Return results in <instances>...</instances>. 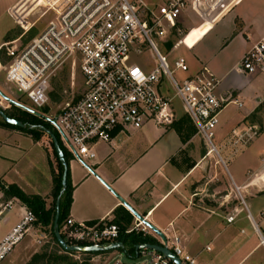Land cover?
<instances>
[{"label": "crops", "instance_id": "obj_1", "mask_svg": "<svg viewBox=\"0 0 264 264\" xmlns=\"http://www.w3.org/2000/svg\"><path fill=\"white\" fill-rule=\"evenodd\" d=\"M168 1L140 0L149 9ZM16 2L0 0L1 12L9 15ZM205 20L214 28L188 46L185 43L208 22L193 14L182 15L179 26L187 36L173 59H186L189 72L184 77L206 65L219 81L217 97L242 105L230 103L220 115L215 137L218 155H208L197 130L188 134L187 127L195 126L185 112L178 116L175 111L176 120L165 128L148 123L141 130L117 132L111 143L95 146L96 159L88 167L71 156L69 217L91 223L109 220L128 230L138 219L123 200L167 239L178 236L198 264H264V257L257 256L264 252L260 219L264 212V77L239 70L244 55L264 36V0H227L214 17ZM11 35L1 34L0 57L5 44L16 42ZM249 128L259 129V136L247 146H234L232 131ZM180 132L188 135L186 142ZM54 156L45 138L35 141L24 132L0 126V179L28 196H40L48 209L54 202L52 170L58 171ZM235 188L244 194L262 236L249 221L247 210L236 202ZM11 200L14 207L0 222V242L27 209L17 199L4 202ZM235 210V222L228 224ZM39 231L35 223L33 233ZM147 236L161 241L150 229ZM119 253L112 252L115 259ZM136 254L128 257L136 258Z\"/></svg>", "mask_w": 264, "mask_h": 264}, {"label": "built area", "instance_id": "obj_2", "mask_svg": "<svg viewBox=\"0 0 264 264\" xmlns=\"http://www.w3.org/2000/svg\"><path fill=\"white\" fill-rule=\"evenodd\" d=\"M226 2L169 0L149 9L140 0H17L9 10L14 23L26 34L39 23L44 28L23 49L9 48L17 41L2 47V51L7 49L9 62L3 64L0 60V76L13 88L12 94L16 93L18 100L24 102L20 104L41 114L50 105L52 81L57 72L68 62L74 73L79 68L84 86L82 96L63 103L55 117L42 115L56 122L54 130L59 142L82 164L95 160V146L111 143L117 132L141 130L148 123L162 128L171 126L176 120L174 98L181 101L208 153L218 155L215 137L220 115L230 103L242 105L217 97L219 81L206 65L195 75L184 77L189 72L186 59L178 57L169 61V55L161 54L157 41L171 45V57L183 46L186 35L179 26L182 15L209 19ZM147 51L154 61L151 67L134 60ZM239 70L248 76L264 77V36L244 55ZM164 80L169 83L173 97L164 94ZM0 99L2 105L5 100ZM258 136L257 128L235 129L231 140L234 146L244 147ZM235 193L247 210L249 221L262 236V228L250 213L244 194L238 188ZM13 201L0 204V222L13 209ZM236 214L235 210L227 218L228 224L235 222ZM260 219L264 222V212ZM36 222L35 214L26 209L20 222L0 242V263L25 237L34 234ZM147 230L138 221L125 234L147 235ZM60 232L70 246H109L119 242L121 235L120 227L109 220L78 222L71 217L63 223ZM45 239L40 234L38 244ZM160 240L159 244L182 264H198L183 249L178 236L166 242ZM261 244L264 245V236ZM137 260L131 264H174L162 253L150 249H140ZM113 264L124 263L114 259Z\"/></svg>", "mask_w": 264, "mask_h": 264}, {"label": "rangeland", "instance_id": "obj_3", "mask_svg": "<svg viewBox=\"0 0 264 264\" xmlns=\"http://www.w3.org/2000/svg\"><path fill=\"white\" fill-rule=\"evenodd\" d=\"M153 3H157L159 0H151ZM157 5V4H156ZM158 6V5H157ZM2 5H0V36L3 35L5 32H9L11 35V39L14 38L17 41L13 46H9V48H15V49H23L25 48L31 40H33L35 37H37L41 31L44 28V25L42 23L37 24L33 30H31L29 33H25L23 29H21L19 26H17L13 19L9 17L7 14H3L1 12ZM203 22H208V20H204ZM202 22V24H203ZM201 24V23H200ZM213 24L211 22H208V25L204 26L199 32L190 40L187 44L190 46L193 44L196 40H199L202 38L204 34H206L209 30L214 28L212 26ZM195 29V28H194ZM193 29V30H194ZM19 40V41H18ZM176 40V39H174ZM158 47L162 55H169V61L176 55L175 53L172 54L170 57V45H163L162 43L158 42ZM3 54L0 57V60L3 64H6L9 62L8 56H7V49H3ZM134 60L137 64L145 67H151L154 64L153 58L150 55V53L147 51L144 55L135 57ZM177 76H180V74L176 73ZM163 92L166 94L169 98L173 97V92L170 90L169 83L164 80L163 81ZM0 90L5 92L8 96H10L11 99L19 102L24 103L22 100H18V95L16 93H13V88L9 86L3 76H0ZM84 92V86H83V77L79 72V68H76L75 73L73 71L71 62H68L65 64L56 74V76L53 78L52 81V90L50 93V105L46 107L44 110L41 111V114L48 116V117H55L57 116L60 107L63 105V103L70 101V100H77L79 99ZM1 99H0V108L4 110L7 113H15L16 115H20L25 119V115H23V111H21L19 108L10 106L7 102H3L1 105ZM28 106H31L29 103L26 102ZM173 107L175 111L177 112L178 116H181L184 114L182 103L179 99L174 98L173 100ZM0 122H3L2 118L0 117ZM46 139L47 144L49 147L53 150L51 140L49 137L45 134L43 135L42 139ZM204 144V143H203ZM204 149L207 151V148L204 145ZM211 158H213L211 156ZM54 160L56 161V157L54 156ZM57 163V162H56ZM221 184V183H220ZM4 197L3 193L0 192V204L4 203ZM54 200V199H51ZM237 203H240L238 199H236ZM52 205V204H51ZM37 219V217H36ZM239 227L238 225H236ZM134 227V226H133ZM37 228L40 229L39 232L33 234L34 238L27 237L25 241L18 247L16 250L10 255V257L3 261L1 264H55L53 260H43L37 263H32V260L36 254H50V253H56V251L59 250L58 245L55 243V240L53 238L52 230L50 227L43 228L42 226H38ZM263 231V230H262ZM44 234L46 236L45 240H42V244H38L39 242V235ZM56 250V251H55ZM116 255L110 253L102 254L99 256H70V259L72 262H88L90 264H113L114 263V257ZM258 257H264V252L260 251L257 254ZM256 256V257H257ZM116 260H120L124 264H131L138 262L137 259L134 257L129 258L124 253L117 254Z\"/></svg>", "mask_w": 264, "mask_h": 264}, {"label": "trees", "instance_id": "obj_4", "mask_svg": "<svg viewBox=\"0 0 264 264\" xmlns=\"http://www.w3.org/2000/svg\"><path fill=\"white\" fill-rule=\"evenodd\" d=\"M186 36H187V34L185 35V37ZM170 47H171V45H170ZM5 113L9 117L21 121L26 126V128H18V127L9 125L4 121L0 122L1 127L19 130L21 132H24V133L32 136V138L35 141H39L42 139L43 135L46 134L45 132H43L40 129V127L43 126L47 129L53 130L54 133L56 134L58 140H59V136L57 135L56 131L54 130V127L50 123L45 122L43 119L38 118V117H36L30 113H27L25 111L22 112L23 115H25V119L23 117H21L20 115L19 116L16 115L15 113H13V114L7 113V112H5ZM186 131H188L189 135L196 133V129L191 127V126H188ZM180 136L182 137V140L184 142H186L188 135L184 136L180 132ZM51 144H52V142H51ZM60 145H61V143H60ZM52 147H53V144H52ZM61 147L64 150L66 160L69 163L71 156L67 153V151L63 148L62 145H61ZM53 152H54V155H55L56 160H57L58 171L56 172L55 170H52L53 177H54V183H55V190H54V202H53V205L51 208H49V209L47 208L46 202L40 196H28L18 186H16V185L7 186L6 184H4L2 182L1 179H0V192L3 193V197H4L3 200L4 201H8L10 199H17L27 209L31 210L35 214V216L37 217V222H36L37 225H40L43 228L50 227L52 230V234H53V238L55 240V243L59 247V244H58V242L54 236L53 224H54L55 214H56V211H55L56 200L59 197L60 192L62 191V188H63L62 187V178H63L64 168L57 159V155L54 151V147H53ZM72 201H73V188H72L71 181H70V171H69L68 189L66 190L64 195H62V198H61V214H60V219H59L60 231H61V227H62L63 223L69 218V212L71 209ZM118 226L120 227V230H121V235H120L119 240H121V242L124 244V246L126 248L128 247L127 251H126L128 256L133 255V253L136 251V246H138V245L147 244V243L158 244L157 241H155L151 237L144 235L142 233L125 234L126 230L122 229L120 225H118ZM62 237L65 239V237L63 235H62ZM128 238H130V239H129L128 246H126L125 243H126V240ZM106 253H109V252H101V253H95V254H74V253L67 254L59 247V250L56 251V253L36 254L32 260V263H37V262H40L43 260H53L55 264H90L88 262H82V263L72 262V260L70 259V256H76V255L83 256L84 255V256L94 257V256L106 254Z\"/></svg>", "mask_w": 264, "mask_h": 264}, {"label": "water", "instance_id": "obj_5", "mask_svg": "<svg viewBox=\"0 0 264 264\" xmlns=\"http://www.w3.org/2000/svg\"><path fill=\"white\" fill-rule=\"evenodd\" d=\"M0 97L3 98L10 106L19 108L22 111H25V112L30 113V114L38 117V118H41L45 122L50 123L53 127H56L55 121L50 120L49 118L43 116L42 114L18 103L17 101H15L11 98H9L1 90H0ZM0 117L2 118V120L4 122H6L9 125H12V126H15L18 128H26V126L21 121L9 117L4 112V110H2V109H0ZM40 129L43 132H45L47 134V136H49V138L53 144L54 151L57 155V159L64 168V173H63V178H62V187L63 188H62V191L60 192L59 197L56 200V207H55L56 214H55V220H54V224H53L54 236H55L60 248L67 254H70V253H74V254H95V253H101V252L119 251V252L126 254L128 257V254L125 250V246L121 242H117V243L111 244L109 246H103V245H99V246H70L65 241V239L62 237L61 232H60V228H59V219H60V214H61V198H62V195H64V193L68 189L69 163L66 160L64 150L62 149L60 142H59L56 134L54 133V131L47 129L43 126H41ZM83 166L88 167V165H86V164H83ZM121 201L126 206V208H128V210H130V212H132V214L138 219L139 222L144 224V226H146L148 229L152 230L164 242L167 241V238L165 237V235L161 231H159L156 227H154L152 224L147 222L135 210H133L126 202H124L123 200H121ZM140 249H150V250L160 252L163 255H165L167 258H169L174 264H182L181 261L179 260V258H177L170 250H168V248L160 245L159 243L158 244L147 243V244H141V245L136 246V253L137 254H136L135 259L138 258V252Z\"/></svg>", "mask_w": 264, "mask_h": 264}, {"label": "bare ground", "instance_id": "obj_6", "mask_svg": "<svg viewBox=\"0 0 264 264\" xmlns=\"http://www.w3.org/2000/svg\"><path fill=\"white\" fill-rule=\"evenodd\" d=\"M184 41H185V40H184V38H183V43H184ZM208 155L213 157L215 154L212 153V152H210V153H208Z\"/></svg>", "mask_w": 264, "mask_h": 264}]
</instances>
